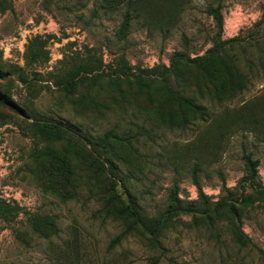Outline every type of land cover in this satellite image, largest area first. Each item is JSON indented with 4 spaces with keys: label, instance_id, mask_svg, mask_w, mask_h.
I'll return each instance as SVG.
<instances>
[{
    "label": "rangeland",
    "instance_id": "rangeland-1",
    "mask_svg": "<svg viewBox=\"0 0 264 264\" xmlns=\"http://www.w3.org/2000/svg\"><path fill=\"white\" fill-rule=\"evenodd\" d=\"M7 2L0 61L20 71L1 78L0 91L25 113L0 106V264H264V200L241 190L245 155L258 160L264 188V0ZM217 6L220 31L207 14ZM127 10L129 31L119 38ZM33 38L45 42L44 55L27 65ZM214 44L245 83L217 74L219 90L208 92L191 69L182 93L202 114L167 102L156 82L139 85L141 70L168 68L174 54L203 56ZM79 61L93 71L66 91L61 80ZM107 132L115 135L109 154L88 143ZM193 174L211 209L224 200L237 215L227 207L218 219L177 215L153 245L124 212L126 190L147 216L165 213L174 187L183 203L202 207Z\"/></svg>",
    "mask_w": 264,
    "mask_h": 264
},
{
    "label": "trees",
    "instance_id": "trees-1",
    "mask_svg": "<svg viewBox=\"0 0 264 264\" xmlns=\"http://www.w3.org/2000/svg\"><path fill=\"white\" fill-rule=\"evenodd\" d=\"M10 6L7 0H0V13L4 12ZM207 14L211 16L218 28V31L222 27V13L221 7H209L207 9ZM132 20V14L127 10L122 18L121 24L118 29V37L124 38L130 27V22ZM264 20V11L262 13V19ZM234 39H231L228 42H232ZM44 41H41L39 38H33L29 41L26 46L25 51V61L26 64L31 65L36 63L43 58V49ZM224 56V57H223ZM223 57V58H221ZM227 54L221 55L220 52L215 48V44L210 48L203 56H196L190 58L189 56L181 53L174 54L170 61V66L168 68L164 66L155 67L151 70H141L140 72L143 76H158L161 79H152L147 80L143 76H138L137 80L141 87H149L150 84L156 82L160 87H163L166 93V100L171 104H175L180 108H186L193 114H202L201 107L198 106L191 98L183 95L182 92H186V89L190 86L189 71L195 69L197 71V77L195 80L200 79L202 81L201 86L205 91H214L219 90L220 81L217 74L224 76V81L228 82V79L236 81V84L239 87L243 86L245 79L242 74L239 72L237 66L234 65L233 61H229ZM218 65L220 69L215 67ZM20 71L19 67L8 66L7 64L0 61V79L7 76L18 74ZM93 71V63L89 62H78L73 65V68L67 73L66 77L61 80V85L64 86L66 91H75L79 83L80 76L82 74H90ZM198 75H201L200 78ZM66 96L74 94L77 92H63ZM0 106L7 107L13 112L25 113L24 111L18 109V106L13 102L12 98L9 96V92L0 91ZM32 118V117H31ZM34 119V118H33ZM35 126L40 124L41 121L34 119ZM48 128L52 133L60 135L62 133L60 125H55L53 123H44V126ZM61 127V128H60ZM74 134V133H73ZM77 139H82L80 136L74 134ZM115 138V135L107 132L100 136L93 144L91 141H88L89 144L94 147L101 148L107 154L110 153L109 141L110 139ZM50 156L52 159L58 161L61 168L69 169L70 163L64 158L59 151L51 150ZM244 164L246 168V179L249 184L241 187V190L244 191L245 187H249L251 194L255 196L256 199L264 200V188H261L256 184L255 178L257 175L256 167L258 166V160H253L250 155L244 156ZM192 181L197 188L198 200L202 207L195 206L198 202H188L183 203L177 196L176 188L174 187L172 194L168 200V207L165 213L155 216H147L141 212L139 209L135 198L126 190L127 202L124 205V212L132 220V222L137 225L143 233L149 236L150 241L153 245L158 243L159 238L162 236L163 231L173 224V218L180 214H198L206 217H210L211 214L215 215V219L220 218L221 211L227 207L230 213L237 215V212L234 210L233 205L228 204L226 201L221 200L215 202V208L211 209V204L209 199L203 194L201 186L197 181V176L193 174ZM223 190L229 193V190L223 187ZM242 191V192H243ZM241 192V193H242ZM250 196H246L243 200L249 199ZM235 239L240 241L242 236L241 231L234 230Z\"/></svg>",
    "mask_w": 264,
    "mask_h": 264
}]
</instances>
